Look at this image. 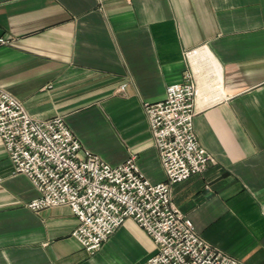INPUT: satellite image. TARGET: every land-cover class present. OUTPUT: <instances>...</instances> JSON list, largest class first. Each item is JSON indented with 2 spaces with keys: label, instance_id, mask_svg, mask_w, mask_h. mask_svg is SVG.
<instances>
[{
  "label": "crops",
  "instance_id": "1",
  "mask_svg": "<svg viewBox=\"0 0 264 264\" xmlns=\"http://www.w3.org/2000/svg\"><path fill=\"white\" fill-rule=\"evenodd\" d=\"M1 36V88L33 118L63 117L108 164L134 156L153 184L165 173L143 103L192 72L193 128L215 163L172 200L214 248L264 264V0H0ZM38 196L0 139V264H142L157 252L128 219L90 255L71 209H30Z\"/></svg>",
  "mask_w": 264,
  "mask_h": 264
},
{
  "label": "built area",
  "instance_id": "2",
  "mask_svg": "<svg viewBox=\"0 0 264 264\" xmlns=\"http://www.w3.org/2000/svg\"><path fill=\"white\" fill-rule=\"evenodd\" d=\"M11 41L0 37V46ZM121 85L120 92H124ZM197 84L188 71L167 87L160 102L143 111L158 150L165 180L153 184L134 156L112 166L82 146L61 117L33 118L25 105L0 87V139L14 174L29 178L39 196L33 210L68 206L73 237L94 254L128 219L153 239L157 252L142 264H244L204 241L172 200L173 186L202 175L215 163L195 134Z\"/></svg>",
  "mask_w": 264,
  "mask_h": 264
}]
</instances>
